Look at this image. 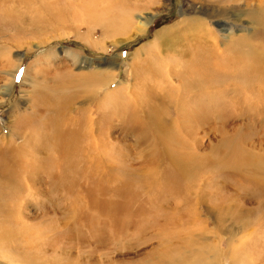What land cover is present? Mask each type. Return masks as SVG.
Returning <instances> with one entry per match:
<instances>
[{
	"label": "rangeland",
	"instance_id": "374dc122",
	"mask_svg": "<svg viewBox=\"0 0 264 264\" xmlns=\"http://www.w3.org/2000/svg\"><path fill=\"white\" fill-rule=\"evenodd\" d=\"M219 1L0 0V86L10 78L9 72L16 71L14 81H8L9 85L12 81L9 94L0 99L2 133L9 134L8 120L16 122L21 111L29 107L34 81L51 86L54 79L62 82V77L63 81L71 79L67 93H78L73 102L61 100L57 106L61 121L72 119V126L78 127V145L87 150L84 132L88 129L95 134L102 130L106 137V174L92 179L91 190L86 191L82 173L75 175L84 165L80 162L86 160L81 150L73 154L80 166H69L74 172L60 178L57 167L48 170V148L41 149L36 162L29 159L25 163V155L18 156L25 135L35 127L25 128L24 134L15 124L9 138L0 133V144L8 149L6 195L18 208L16 213L20 212L17 224L41 231L40 251L45 259L40 264H168L162 255L159 259V252L170 248L164 246V237L169 245L190 252L184 264H210L213 255L203 243L208 237L226 255L241 248L250 252L257 264H264V98H260L263 91L256 90L258 86H251L260 76L253 71H209L191 80L192 84H186L185 75V79L181 76L185 48L191 51L214 40L223 48L226 39L222 34L231 32L232 38L254 36L264 28V0L226 1L232 6L229 19L210 15L222 6ZM148 14L155 17L141 33L137 30L140 19ZM196 16L202 19L199 29L188 23ZM221 20L230 27L220 24ZM72 54L90 60L92 68L81 67L84 63ZM109 60L116 67L106 64ZM100 64L106 67L103 83L107 85L99 90L95 87L93 95L85 99L82 86L76 82L86 70L98 71L103 66ZM142 82L148 85L143 87ZM162 83L169 89L164 92L166 99L157 95L153 99L160 107L162 134L170 131L167 135L187 142L188 148L198 141L196 146L202 154L182 169H174L167 160L162 166L155 162L161 157L156 154L159 128L152 126L146 102L151 99L153 86ZM209 95L213 99H208ZM184 98L192 100L187 106L195 105L198 114L192 119L195 133L188 132L194 135L186 132L181 138L173 130L180 121L179 111L185 105H179ZM82 200H88V209H75V202ZM224 209L242 213L250 224L237 223L231 216L219 221ZM254 237L259 239L256 244ZM12 250L0 246V264H18ZM226 255L218 259L219 264H231Z\"/></svg>",
	"mask_w": 264,
	"mask_h": 264
},
{
	"label": "bare ground",
	"instance_id": "6f19581e",
	"mask_svg": "<svg viewBox=\"0 0 264 264\" xmlns=\"http://www.w3.org/2000/svg\"><path fill=\"white\" fill-rule=\"evenodd\" d=\"M226 1H228V0H220L219 2L221 3L222 6L219 7L218 9H216V8L213 9L212 13H210V15L211 16L223 15L224 19H229L230 18L229 10L232 9V6L230 4H228V2L225 3ZM154 17H155L154 14H148V17H146L145 19L144 18L140 19V22H139L140 26H139V28H137V30L141 31V33L146 32V29H148L149 23L152 21L151 19H153ZM140 18H142V17H140ZM201 21H202V19H201ZM201 21H200V18L196 16V17H194V19L188 20V23L192 27L199 29L202 26ZM218 22H221L220 24H223L227 28L230 27L229 24H226L222 20L218 21ZM127 26H128V21L124 22L123 28L126 29ZM119 28H120V32H123V33H121V35H124L125 32L122 30L121 27H119ZM163 34L165 35V32L161 33L160 36L161 37L164 36ZM232 34L233 33H231V32H227L225 34H222L223 38L226 39V42H225L226 46L223 48L218 47L219 42H217L216 40L212 41L213 43H210V44H206V45L201 44L198 48H195L191 51H189L190 49L185 48L184 50H186V51L183 50L182 51L183 55L181 54L182 55L181 57L184 56V60H183V58L181 59V61L183 63V65H182L183 70L181 69L182 67L180 66L181 67L180 70L183 71V74L181 75L182 79L186 78V84H188L191 80L193 81L194 79L199 78L201 75H207L209 71H221V72L223 71L226 73L230 72L231 74L232 73H238V72H242V73L246 74L248 72L253 71V72L257 73L258 76H260V79L258 81H260V80L261 81L260 82L256 81L253 84H251V86H255V87L258 86V87H256V90H258V91L260 90L261 92L263 91V94H262L263 97H260L262 95H260V92H259L258 98L259 97L264 98V82H263V80H264V28L258 29V31L254 34V36H248L247 35V36H239L236 38H232ZM123 41H124V39L122 40V42ZM95 42H99V41L96 40ZM195 42H200V40L195 41ZM72 58H74L78 62L82 61L84 63V65H82L81 67H83V68H90V67L92 68V66H93L92 62L90 60L86 59L84 56H82L80 54H72ZM180 58L178 57V59H180ZM112 60L107 61L106 64H114V66L116 67V63L115 62L113 63ZM179 63H177V64L179 65ZM100 65H103V64H100ZM17 66H18V63L16 65V67ZM16 67H15V69H16ZM105 69H106V67L103 65V66L98 67V71L94 72V70H86L85 72H83L82 74L79 75L80 80L77 81L76 83L78 84V86H80V87L82 86L81 93L85 96L84 97L85 99H87V97L91 96L93 91H95L94 90L95 87L98 86L97 89L99 90L106 84V83H103V81H104L103 73H104ZM179 73H181V71ZM8 74L10 75L9 77L11 78V80L14 81V78L16 76V71L13 70L12 73L9 72ZM178 75H180V74H178ZM183 75H185V78H183L184 77ZM10 78L8 79V81L10 80ZM61 78H60V81H62V82L57 83V80L54 79L55 83L52 84L51 86L39 85L38 82L34 81L33 90H32V100H31L29 107L26 110L21 111L20 118L16 119V122L14 121L12 123V120H10V119L8 120V126L7 127L9 129V134L5 135V133H2L1 128H0V133H2V135L5 137L8 135L12 136V135H10L11 132L13 130H15V127H17L15 124L19 125L18 130H21L23 133L25 131V128L35 127L34 130L31 129L32 132H30V130H29V133H27V135H25V137H24L25 142L20 145V147H19L20 153L18 154V156L21 153H23L25 155V157L23 159V161L25 163L28 162L29 159H30V161L36 162L38 160V153L41 152V149L48 148V150H47L48 151V158H49L48 170H51V168H53L54 166L57 167L58 170L56 169V172H58V176L60 178L69 177L68 174L70 172H74V171H72L73 169H71L69 166H72L75 164V162L73 160L74 151L76 153V151L80 152V150H81L80 154L81 155L84 154L86 156V160L83 159L84 161L80 162L82 165L83 164L84 165L82 166L81 170H79L80 172L76 171L75 175L78 173H82V175L84 176V182H83L84 185L83 184L82 185L84 186L83 189L86 190V188L90 189V187H88V186H89L92 179H94L95 177L101 178V176H103L105 157H106L105 156L106 143H105L104 138H106V137L103 136L102 130L99 131V133L97 132V134H95L94 131H92V129L91 130L88 129L86 131V133L84 132L85 136L87 135V138H85V136H84V138L86 140L82 139V141H84V140L86 141L87 150L81 149V147L78 145V141L80 140V139L78 140L79 131L76 130L78 127L72 126V125H75L74 123H72V121H71L72 119L70 121H65L62 119V121H61L60 112H59V109L57 107V106L60 107L59 103H61V100L62 101L67 100V101L73 102L75 97L76 96L78 97V93H75L76 95L75 94L74 95L68 94L67 93V91L69 90L68 83L70 82L71 79L66 78L67 81H63V78H62V80H61ZM164 80H165V78H164ZM8 81L3 83L0 86V90H1L0 94H2L0 99H4L10 92V88L12 87V81H11L10 85L8 84ZM113 81H115V80H113ZM253 81H255V80H253ZM159 83H161V82L159 81ZM189 84H192V83H189ZM255 84H257V85H255ZM142 85H144L143 87H145L148 84L146 82H142ZM212 87H214V86L212 85ZM141 88H142V86H141ZM138 90H139V88H138ZM168 90L169 89H167V87L165 85H163V83L157 84V85L155 84L153 86L151 99L146 98V99H148L146 103H148L150 105L149 106V113H148V117L150 119V122H151L152 126L159 128V129H156L157 135H159L157 137V140H156V143L159 146V147H157L159 152H157L156 154L160 153L161 157L158 155L160 158L155 162L160 163V165H161V163H163L165 160H167L170 163L169 165L170 166L172 165L171 167L174 166V169L175 168L176 169H182L181 168L182 165H188V164H191L192 162H196L197 159L199 158V156L201 157L202 154L201 155L199 154L198 148L196 146L198 141L197 142L195 141L196 143L192 148H188L187 142H185V141L181 142L179 140L176 141V140L172 139L171 136L167 135L170 131L164 132V134H162V132H161V130H162L161 129L162 128V122H161L162 121V119H161L162 115L160 113V107L155 105V102L153 99H154L155 95L159 96V98H161V99L162 98L166 99V94L164 92H166ZM258 91H256V92H258ZM168 93H170V92H168ZM252 93H255V92H252ZM208 97H209L208 99H213V97L210 95ZM253 97H254V95H253ZM157 100H159L158 97L155 98L156 102H157ZM182 100L183 101H181V106L179 105V107L181 108L184 105L185 106H184V108L180 109V111H179L180 121L178 123V126L173 130L177 133L178 136H181V138L183 137V135L186 132H187L186 134H188V132H190V131L195 133V127L193 126V120L192 119L194 118L195 113L198 114V110H197V107H195V105H194V107L193 106H187L188 105L187 103L191 102L192 100L187 101L185 98ZM246 100H248V99H246ZM67 101H65V102H67ZM260 102H262V101L260 100ZM63 104H67V103H63ZM68 104H71V103H68ZM69 107H71V105ZM212 111L213 110H211V112ZM211 112H209V113L212 115L213 112L212 113ZM64 113H65V109H64ZM177 114H178V112H177ZM102 124H103V122H102ZM13 126H15V127H13ZM100 126L103 127V125H101V124H100ZM75 127H77V128H75ZM59 129H60V131H59ZM95 131H97V130L95 129ZM193 133H191V134H193ZM186 134H185V136H187ZM9 136H8V138H9ZM80 137H81V135H80ZM80 144H81V142H80ZM190 144H191V142H190ZM0 145L2 146V149L0 148L1 149L0 150V246L5 251H8L9 248L10 249L13 248L12 251H15L13 258L16 261V263H18V264H40L45 259V256L40 251L41 244L39 242V239L41 237V231H40V229L34 230V228H32L31 225H28V224H25L23 226L21 221H20L21 222L20 226L17 224V222H18L17 218L20 217V216H18V214H20V212L18 211L19 213L18 214L16 213L18 208L15 207L14 202L12 203L10 201V198L7 196L9 194L6 195V193H8L7 192V190H8L7 189L8 188V186H7L8 168L5 167V163H6L5 159H6L8 149L3 144H0ZM16 150H18V149L16 148ZM155 151H157V150H155ZM217 151H218V149H217ZM216 153L214 155H216ZM45 154H46V152H45ZM153 155H154V153H153ZM207 155L210 156L209 154H207ZM2 156H3V159H2ZM158 156H155V157H158ZM208 156H207V158H208ZM261 156H262V154H261ZM205 157L206 156H204V158ZM258 159H259V157H258ZM242 160H244V159H242ZM248 160L250 161V159H248ZM246 161H247V159H246ZM239 163H241V162H239ZM76 164H77V166L76 167L74 166V169L78 168L79 163H76ZM254 164H255L254 165L255 167L258 166V163H257V165H256V163H254ZM93 165L95 168L93 167ZM241 168H244V167H241ZM184 169H185L184 170V172H185L186 168H184ZM249 169L250 168H248V170ZM255 170H253V172ZM259 170L261 171V169H259ZM255 172H257V171H255ZM251 173H252V171H251ZM105 174L106 173H104V176H105ZM247 174H250V173H247ZM188 175H186V176H188ZM233 175L234 174H232V176ZM252 175L253 174H251V176ZM104 176H103V178H104ZM169 176L174 177L175 174H174V176H171V175H169ZM70 177H72V176H70ZM255 177H256V175H255ZM182 178L184 179L185 177H183V175H182ZM232 178H230V179H232ZM261 178H264V176ZM226 179H227V177H226ZM241 179L242 178H240V180ZM253 179L255 180L256 178H254V176H253ZM258 179H259V177H258ZM258 179H257V181H258ZM101 181H102V179H101ZM188 182H191V181L188 180ZM203 182H205V181L203 180ZM189 188H192V187H189ZM190 190H188V191H190ZM89 193H91V191ZM85 194H87V193H85ZM167 194H169V193H167ZM87 195H89V194H87ZM86 202L83 200H82V202H79V203L75 202V204L73 206L74 207L79 206L80 208H85L87 206L86 209H88V205ZM108 204H110V201H108ZM76 208L77 207H75V209ZM112 208L113 207H111V209ZM262 208L264 210V207H262ZM104 211H106V209ZM105 214L107 215L108 213H105ZM229 216L234 218V221L237 223L245 224V226L250 224L249 220L243 219L242 213L236 212L235 210H232V209L222 210L220 216L218 217V220L219 221L227 220V218H229ZM112 223H113V221H112ZM254 236H256V234H254ZM253 239H255V237ZM164 240H165L164 246L170 247V248H168V250L165 253L159 252V259H163V257H164V260H162V261H164L168 264H184L183 259L185 257H187L190 254V252L183 250L179 246L169 245V243L166 242L165 237H164ZM258 240L259 239H255V241H256L255 243H254V241H252L253 244L258 243L259 242ZM203 243H204V246L208 244V247L210 248V250L212 252L213 256L209 259L210 264H219L218 259L220 257L226 255L224 252L222 253L220 251V249H219L220 247H218L219 244L217 245L216 243L211 241V239L209 237H208V242H203ZM249 245L251 247L252 246L254 247V245H251V244H249ZM243 248L247 250V246H245V247L243 246ZM203 256H205V254ZM226 256L230 257L231 264H257L256 260H254V258L250 254V252L243 251V249H241V248L233 250L231 253H228ZM54 259H55V257H54ZM49 260L54 261L51 258H49ZM192 264H200V263H198V261H196V262H193Z\"/></svg>",
	"mask_w": 264,
	"mask_h": 264
}]
</instances>
